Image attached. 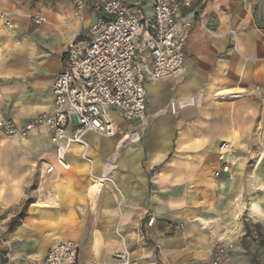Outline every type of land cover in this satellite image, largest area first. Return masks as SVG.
Segmentation results:
<instances>
[{
    "label": "crops",
    "instance_id": "1",
    "mask_svg": "<svg viewBox=\"0 0 264 264\" xmlns=\"http://www.w3.org/2000/svg\"><path fill=\"white\" fill-rule=\"evenodd\" d=\"M121 1L152 14L150 0ZM0 12L12 23L0 18V116L23 124L53 110L67 45L97 13L91 3L76 16L45 11L35 25L18 0H0ZM179 15H193L184 62L172 77H146L144 120L110 108L115 133H89L67 167L47 131L0 133V264H30L64 240L79 245V264H116L118 252L134 264H209L213 237L238 241L246 222L264 220L255 169L252 179L214 176L219 144L255 149L264 126V0H196ZM141 40L136 61L151 66Z\"/></svg>",
    "mask_w": 264,
    "mask_h": 264
},
{
    "label": "built area",
    "instance_id": "2",
    "mask_svg": "<svg viewBox=\"0 0 264 264\" xmlns=\"http://www.w3.org/2000/svg\"><path fill=\"white\" fill-rule=\"evenodd\" d=\"M150 2L152 14L148 17L139 8L121 0H78L75 16L91 3L97 17L85 34L67 45L62 68L52 83L53 110L40 113L23 124L8 116H0V133L26 138L35 131H47L57 161L67 167L70 147L79 145L81 156H84L89 133L108 136L115 133L110 108H116L125 120H144L145 79L169 78L180 73L186 29L193 15L180 16L179 9L191 7L196 0ZM0 18L5 19L6 14L0 12ZM29 18L35 25L46 21L42 10L33 11ZM262 20L264 23V16ZM4 23L12 26L8 19ZM139 36L149 51L151 66L136 61L135 39ZM262 128L264 140V126ZM231 153L229 142L219 144L215 177L231 176L234 163ZM51 170L52 167H48V171ZM152 222L153 218H149L147 224ZM212 242L209 264H229L228 253L234 242L222 237H213ZM113 258L116 264H134L125 252L115 253ZM30 264H79V245L73 240L57 242L41 259Z\"/></svg>",
    "mask_w": 264,
    "mask_h": 264
},
{
    "label": "rangeland",
    "instance_id": "3",
    "mask_svg": "<svg viewBox=\"0 0 264 264\" xmlns=\"http://www.w3.org/2000/svg\"><path fill=\"white\" fill-rule=\"evenodd\" d=\"M20 5L24 4L32 13L36 10L42 11H65L68 8L76 7L78 0H18ZM141 46V44H139ZM257 147L252 150H243L239 152L232 151L231 158L233 166L231 168V176L239 175L245 179H252L255 174H259L264 180V140L262 139V131L259 132ZM246 161L243 166H238V162ZM239 173V174H238ZM252 188V185H250ZM264 188V184L262 185ZM264 199V198H263ZM264 205V200H263ZM249 234L244 232L238 241L234 242V247L229 254V264H264V220L260 223L251 220L248 223ZM230 240V239H228ZM234 251V257L231 252Z\"/></svg>",
    "mask_w": 264,
    "mask_h": 264
},
{
    "label": "trees",
    "instance_id": "4",
    "mask_svg": "<svg viewBox=\"0 0 264 264\" xmlns=\"http://www.w3.org/2000/svg\"><path fill=\"white\" fill-rule=\"evenodd\" d=\"M22 216V213H20V214H18V215H16L15 217H13L11 220H10V223H9V226H8V229H11V228H13L16 224H17V222H18V220H19V218ZM245 234H249V225H248V223L246 222L245 224Z\"/></svg>",
    "mask_w": 264,
    "mask_h": 264
}]
</instances>
